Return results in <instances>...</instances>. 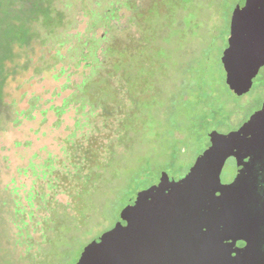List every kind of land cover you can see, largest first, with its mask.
I'll list each match as a JSON object with an SVG mask.
<instances>
[{
    "label": "rangeland",
    "instance_id": "1",
    "mask_svg": "<svg viewBox=\"0 0 264 264\" xmlns=\"http://www.w3.org/2000/svg\"><path fill=\"white\" fill-rule=\"evenodd\" d=\"M236 2L56 0L64 15L59 30L68 36L67 44L95 34L113 46L102 42V48L107 45L106 57L94 77L95 85L83 88L84 92L78 86L81 68L75 70V61L57 62L40 73L26 68L8 80L7 102L15 101L20 110L27 107L28 98L39 96V108L32 119H23L18 125L10 117L0 116V202L6 201L0 204V216L5 219L0 229L9 228L10 237L15 235L17 223L10 219L12 201L26 204L29 192L37 190L30 162L51 157L55 165L68 164L67 155H73L74 150H68L66 139L78 120L76 137L80 141L91 121L99 124L105 118L111 121L127 114L133 142L132 150H117L120 157L112 162L105 179L107 193L96 196V211L81 225L73 248L111 228L128 197L148 187L161 172L179 177L187 172L202 149V136L209 130H230L247 114H253L264 95V48L243 58L245 68H230L225 46ZM112 8L116 10L112 19H98ZM93 19L97 21L94 31L88 27ZM68 47L61 52L66 54ZM61 68L64 74L55 79ZM241 98V103L250 105L240 108ZM65 99L67 104L58 115L55 107ZM219 131L217 141L225 137ZM108 133V126L101 129L95 143H101ZM175 138L183 143L177 144ZM234 173L235 160L229 158L220 180L227 183ZM56 197L66 199L65 194ZM3 246L16 253L22 249L12 247V239L0 240V253ZM72 253L76 264L79 251Z\"/></svg>",
    "mask_w": 264,
    "mask_h": 264
},
{
    "label": "trees",
    "instance_id": "2",
    "mask_svg": "<svg viewBox=\"0 0 264 264\" xmlns=\"http://www.w3.org/2000/svg\"><path fill=\"white\" fill-rule=\"evenodd\" d=\"M23 1L22 21L18 25L5 24L0 16V116L10 117L12 123L16 125L23 119L34 117V112L39 108V96L28 98L27 107L18 110L15 101L5 100L9 79L15 78L17 73L26 68H33L40 73L42 70L49 71L52 64L57 62L75 61V70L81 68L78 86L84 92L83 88L93 87L96 83L94 77L100 73L107 45L113 46L112 42L107 44L105 37L95 34L83 36L69 45L68 36H64L59 30L64 22V15L57 8L56 0ZM115 12L113 8L106 10L98 19L109 21ZM96 22V19H93L88 24L89 29L94 31L97 28ZM102 42L107 44L106 47L102 48ZM67 45L69 47L66 54H63L61 51ZM100 46L101 54H98ZM227 46L228 43L225 47ZM70 54H73L72 57ZM45 65L49 67L44 68ZM64 72L65 70L61 68L53 77L57 79ZM63 86L67 87V83ZM75 94L74 92L72 96ZM68 99L63 100L61 106L55 107L58 115L63 112ZM91 123L80 141L76 137L79 120L67 137L68 150H74L73 155H67L68 164L65 161L55 165L51 157L36 164L29 163V169L34 176L33 186L38 181L37 190H34V194L29 192L25 199L26 204L19 200L12 201L10 219L17 223L15 235L10 237L9 228L0 229V240L12 239V247L14 244L22 249L16 253L12 248L3 246L0 264H64L67 260L68 264H74L72 251L76 249L78 254L85 245L73 248L77 233L81 225L87 223L94 214L96 196L107 193L108 185L105 179L112 162L120 157L117 150H132L133 142L130 132L132 123L128 121L127 114L122 118L115 117L111 121L105 118L99 124L95 121ZM107 126L110 133L102 137L101 143L96 144L95 135L101 129L105 130ZM175 140L177 144L183 143V139ZM83 143H86L85 147ZM59 193L65 194L66 199L56 197ZM3 203L5 205L6 201L0 202ZM1 222L3 224L5 219L0 216V226ZM62 229H65L63 235ZM34 234L37 235L36 238Z\"/></svg>",
    "mask_w": 264,
    "mask_h": 264
},
{
    "label": "water",
    "instance_id": "3",
    "mask_svg": "<svg viewBox=\"0 0 264 264\" xmlns=\"http://www.w3.org/2000/svg\"><path fill=\"white\" fill-rule=\"evenodd\" d=\"M227 43L231 69L245 68L243 58L264 48V0H237ZM260 119L264 103L236 133ZM216 134L211 129L202 137L205 150L185 176L163 171L134 191L76 264H264V145L247 159L236 154L234 179L204 193L191 179Z\"/></svg>",
    "mask_w": 264,
    "mask_h": 264
},
{
    "label": "flooded vegetation",
    "instance_id": "4",
    "mask_svg": "<svg viewBox=\"0 0 264 264\" xmlns=\"http://www.w3.org/2000/svg\"><path fill=\"white\" fill-rule=\"evenodd\" d=\"M23 2H24L23 0H0V16L2 17L3 19L2 21L5 24L13 23L15 25H18V23L22 21ZM262 65L264 66V62L262 63ZM241 96L242 95H238L237 97H241ZM238 102L241 103L242 98L239 99ZM263 103H264V95L261 99V103L256 108L255 112L261 110ZM240 105H241L240 108H245L250 104L241 103ZM229 109L231 111V108ZM251 114L249 113L245 117H243V119H241V121H239V123L236 126H232L230 130L219 131L216 129V131L223 133L225 137L220 141H216L212 143L209 153H207V155L201 159L199 168L194 173L191 179L192 182L197 184L196 189L197 187H201V190L204 193H207L219 189L223 184L230 183L234 179L237 172V168H236V159L238 157L237 155L241 156L244 159H247L251 154L252 150L260 149L264 145V120L260 119L258 121H254L248 124L243 132L239 134L236 133V131L244 123H246V121L249 119ZM227 135L229 136L226 137ZM204 150L205 148L202 139V149L200 153L196 156L191 166L196 162V159L201 153L204 152ZM229 158L235 160V173L233 178L230 179L229 182L223 183L220 180V174L226 160ZM185 174L186 172L180 175V177L185 176ZM174 200L178 201L177 198L172 199V201L176 203V201Z\"/></svg>",
    "mask_w": 264,
    "mask_h": 264
}]
</instances>
